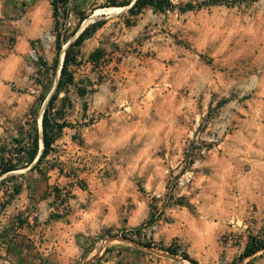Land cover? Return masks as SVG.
I'll list each match as a JSON object with an SVG mask.
<instances>
[{
  "label": "rangeland",
  "instance_id": "1",
  "mask_svg": "<svg viewBox=\"0 0 264 264\" xmlns=\"http://www.w3.org/2000/svg\"><path fill=\"white\" fill-rule=\"evenodd\" d=\"M225 1L136 16L96 15L104 0L60 7L61 52L80 13V30L105 20L70 53L75 85L48 110L66 126L40 165L86 190L78 209L101 222L71 264H264V250L239 260L264 234V0ZM55 38L49 0H0V123L11 118L14 139L41 127L60 78Z\"/></svg>",
  "mask_w": 264,
  "mask_h": 264
},
{
  "label": "crops",
  "instance_id": "2",
  "mask_svg": "<svg viewBox=\"0 0 264 264\" xmlns=\"http://www.w3.org/2000/svg\"><path fill=\"white\" fill-rule=\"evenodd\" d=\"M5 108L9 110L7 104ZM14 132L13 121L5 118L0 137L10 134L14 139ZM31 167L0 176V264H71L101 222L78 209L87 191L71 189L70 212L52 219L53 198L45 194L52 187L64 188V177L57 170L42 176Z\"/></svg>",
  "mask_w": 264,
  "mask_h": 264
},
{
  "label": "trees",
  "instance_id": "3",
  "mask_svg": "<svg viewBox=\"0 0 264 264\" xmlns=\"http://www.w3.org/2000/svg\"><path fill=\"white\" fill-rule=\"evenodd\" d=\"M51 9H52V17L54 21V30L56 31L55 45L57 52H61V34L57 32L58 29V15L60 7H65L68 4L69 0H49ZM104 0V4L99 6V8H123L130 6L126 11L129 15L136 16L141 13L143 10L149 9L156 13H167L178 11L179 13H186L190 11L200 10L203 7H210L215 5L225 4V0H202L194 4L193 2H181L180 0ZM88 16L80 13L79 23L76 28L73 30L71 36L75 37L76 33L79 30V27L83 21L86 20ZM105 24V20L94 22L84 29L80 31V33L75 37L68 45L64 52V57L60 69V78L57 83V87L52 93L51 96H48L46 100V108L42 114L41 119V129H42V143L43 148L39 151V130L37 126H33L31 132L25 138L14 139L15 148L13 151L8 152L9 156L0 158V176L9 172H13L19 169H25L32 165L31 169L36 170L42 176H46L47 174L43 172L40 168V165L44 158L50 153L52 150L53 143L59 138V133L61 129H63L66 125L64 122L59 123L55 122L53 125H50V121L48 119V110L54 104L55 100L58 97L60 89L62 86H73L74 77L71 73L68 72L70 53L75 47H80L83 42L90 38L99 28H101ZM103 51L101 49L94 50L88 58V62L93 65V67H97L99 61L101 59V55ZM73 62H76V57L73 58ZM56 67V64H55ZM59 68V66H58ZM91 83L89 82L88 86L91 87ZM88 88L84 85L83 88H79L77 94L81 97L87 95ZM50 97V98H49ZM54 130V131H53ZM4 153V152H3ZM4 155V154H3ZM200 150H195L194 152H190L189 158L190 163L194 162L195 157H200ZM50 191L54 194V199L52 201L51 207L55 205V203L60 199L61 189L58 187H52L45 194L46 196H50ZM61 203L58 202L56 208L60 207ZM66 214H59L57 212H52L50 217L54 218H63ZM171 254H177V250L171 247L165 249ZM264 250V234L258 236H248L247 243L245 244L244 250L241 253L239 260L242 261L244 258L250 257L257 252ZM185 259H190L187 254H183ZM194 262V260H191Z\"/></svg>",
  "mask_w": 264,
  "mask_h": 264
},
{
  "label": "bare ground",
  "instance_id": "4",
  "mask_svg": "<svg viewBox=\"0 0 264 264\" xmlns=\"http://www.w3.org/2000/svg\"><path fill=\"white\" fill-rule=\"evenodd\" d=\"M126 10V7H123V8H117V7H111V8H102V9H97L95 11V14L96 15H104V16H110V15H113V14H116V13H119L121 11H125ZM90 18H87L85 21H84V25L89 21ZM76 37V36H75ZM73 37V39L75 38ZM72 39V40H73ZM66 49V46L63 48V51L61 52L60 54V57H59V68L61 69V65H62V61H63V57H64V51ZM59 75V74H58ZM51 96V94L49 95ZM42 117V116H41ZM41 117L39 118V124L41 125ZM40 146H42V136H40Z\"/></svg>",
  "mask_w": 264,
  "mask_h": 264
},
{
  "label": "built area",
  "instance_id": "5",
  "mask_svg": "<svg viewBox=\"0 0 264 264\" xmlns=\"http://www.w3.org/2000/svg\"><path fill=\"white\" fill-rule=\"evenodd\" d=\"M50 195L54 199V194L52 191H50ZM69 197H70V192L66 189H61L60 199L58 200V202H60L61 205L58 209H54L53 207H51L52 211L57 212L59 214H64V215L66 214L67 215V213H68L67 209L69 207V205H68ZM53 199H52V201H53Z\"/></svg>",
  "mask_w": 264,
  "mask_h": 264
},
{
  "label": "water",
  "instance_id": "6",
  "mask_svg": "<svg viewBox=\"0 0 264 264\" xmlns=\"http://www.w3.org/2000/svg\"><path fill=\"white\" fill-rule=\"evenodd\" d=\"M133 2H134V0L132 1V3L131 4H133ZM129 7L130 6H127L126 7V11L129 9ZM80 30V29H79ZM81 31V30H80ZM80 31H78L77 33H76V37H77V35L80 33ZM69 45V44H68ZM68 47V46H67ZM60 75V74H59ZM50 98V97H49ZM38 134H39V138H40V136H42V129H41V127H40V129H39V132H38Z\"/></svg>",
  "mask_w": 264,
  "mask_h": 264
}]
</instances>
